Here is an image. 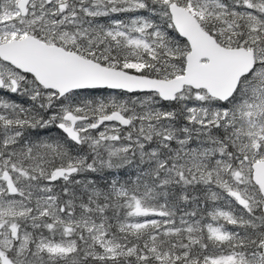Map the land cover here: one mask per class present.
<instances>
[{
	"label": "snow or ice",
	"instance_id": "6c2138e0",
	"mask_svg": "<svg viewBox=\"0 0 264 264\" xmlns=\"http://www.w3.org/2000/svg\"><path fill=\"white\" fill-rule=\"evenodd\" d=\"M0 264H264V0H0Z\"/></svg>",
	"mask_w": 264,
	"mask_h": 264
}]
</instances>
